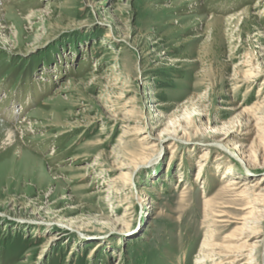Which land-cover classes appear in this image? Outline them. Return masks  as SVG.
Masks as SVG:
<instances>
[{"label": "rangeland", "instance_id": "obj_1", "mask_svg": "<svg viewBox=\"0 0 264 264\" xmlns=\"http://www.w3.org/2000/svg\"><path fill=\"white\" fill-rule=\"evenodd\" d=\"M259 179L264 0H0V264H256Z\"/></svg>", "mask_w": 264, "mask_h": 264}, {"label": "bare ground", "instance_id": "obj_2", "mask_svg": "<svg viewBox=\"0 0 264 264\" xmlns=\"http://www.w3.org/2000/svg\"><path fill=\"white\" fill-rule=\"evenodd\" d=\"M16 115H17V113H16ZM219 135H220L219 133L213 132L212 138H215V136H219ZM235 135L238 136L240 139L242 137V135L239 134V133H236L235 129H234V131L230 130V131H226L224 134H221L222 137L220 139H218V140L214 139V141H213L214 143L213 144L216 145L218 148H220L224 153H227L230 156L240 160L241 154H242V147L244 146L243 144H241L242 142L236 141L235 142L236 145H234V147L230 146L231 142L233 141V138H235ZM7 142H9V141H7ZM227 144H229V145H227ZM240 161H242V160H240ZM197 174H199V171H197ZM245 180H242L241 183H240V186L243 188V190H242L243 196L247 197L249 195H254L255 194V196H253L252 199H251V200H253L252 204L256 205V206L262 204L264 202L263 201V199H264V193H263L264 192V187L260 189L261 193L258 192V191H257L258 193L257 192L255 193L254 191H252V188L255 187V186L257 187V186L261 185L264 182V179H259V180L255 181L254 183L253 182H247ZM235 184H238V182L236 180L232 179L230 181V185H235ZM253 236L254 235L250 236V238H254ZM56 238L57 237L52 235V236H50V238H48V240L49 241H53ZM255 243L259 244L260 248L262 249V251H261L262 255H261L260 259L258 258L259 262H258V260H256V261L254 260V261H255L256 264H264V235H262V237L260 239L256 240ZM254 251H252V252H254ZM209 252H210V255H207V254L204 255L205 259L208 258V260H209V259H212V258L222 257L223 256V255H220V253H216V252H214L212 250L211 251L209 250ZM250 256H251V258H249V262H252L254 256L252 255V253H251ZM220 262H221L220 264H228V260H226L225 258L220 260Z\"/></svg>", "mask_w": 264, "mask_h": 264}]
</instances>
